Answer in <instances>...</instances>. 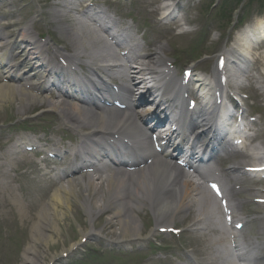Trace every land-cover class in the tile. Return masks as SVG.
Instances as JSON below:
<instances>
[{"label":"bare ground","instance_id":"bare-ground-1","mask_svg":"<svg viewBox=\"0 0 264 264\" xmlns=\"http://www.w3.org/2000/svg\"><path fill=\"white\" fill-rule=\"evenodd\" d=\"M69 7V0H58L50 8L52 23L60 30L61 34H63L62 37L67 41L65 48L70 53V55H63L67 56V59H64V61L69 63L66 65L64 71L56 69L53 61H51L53 60V57L59 53H57V51H53L51 55H49L45 48L46 44H39L37 40H31L29 28L23 29L20 33L19 37L21 40L18 43H9L6 41L8 37H12L10 34H12L13 31L6 36L0 35V49L10 48L12 45L26 43V50L28 49V55L26 57L28 58L34 56L32 59L38 60L36 69L34 70L33 67H30L27 71L35 74V72L44 70L47 72V75L56 74L60 76L62 75L63 78H67L64 79L66 82L58 81L59 79L56 78V81L51 84V86L54 85L58 92H60L63 96L61 101L59 100L58 103L53 102V99L55 98L53 95L50 96L51 99L47 98L46 102L41 101L42 96L32 94V92L36 90L35 86L22 83V76L17 77L15 75L19 66L21 68L25 66L27 58H25L23 62L15 65L9 64L7 60L10 59V61H14V58H19L20 52L15 55L5 56L1 60V68H5L3 74L7 75L6 79L9 82L17 83V86H0V97L3 100L6 98L9 100L15 98V101L19 105L17 107V112L20 114L26 113L30 108L37 109L42 107L55 112L64 123L71 126H69L70 129L80 134L82 139L81 145H89L91 140L95 141V138L100 137L103 143H98L97 147L104 155L107 153L109 154L110 151L120 153L122 147H125L128 151L134 150L137 147L138 149H142L139 142H148L147 137L143 132L145 127L144 122L155 113L150 111L138 112L133 108H130L126 113H121L113 108L100 110L91 104L89 105V103L85 106L84 102L72 99L74 95L70 92V90L75 87V92L76 89H78L80 93L82 92L80 95L90 98V90L94 89L92 84L97 79V76L93 71L100 70L109 77L114 75L122 76L121 78L125 83H121L120 87L121 93L125 97L132 96L135 89L144 85L150 96H154L157 90H161L159 92L160 107L165 103L171 105L173 104V100L168 99L166 91L172 84H174V80L164 82L162 71L167 70L164 66L167 62L160 55L165 51L166 45L158 43L155 51L153 53H149L147 56H137L136 50L128 49V54L131 55V58L136 59L138 65L135 68L128 67L126 57H121V67L112 69L111 67L104 65V63L112 60V55L106 48L103 37L98 35L93 28H90L89 25L83 23L80 18L70 16L68 14L70 12L68 9ZM158 7L164 14L167 13V17H170L171 20H175L171 5L165 4L163 6L159 5ZM100 12L102 11L98 10L95 14ZM84 15H88L87 11H84V14H82L81 17H84ZM89 20L92 22L91 19ZM178 23L179 22L173 23V26L177 27ZM16 26V24L10 23L8 28L13 29ZM107 28L108 26L105 25L102 31L105 32ZM124 32L125 31L122 33L125 37ZM106 42L111 46V48L118 49L119 43L115 40L110 39L109 41L106 40ZM236 45V50H238L239 53H245L246 49L243 48L242 45H238V43ZM137 47L140 49L142 48L141 46ZM229 54L232 55L233 52ZM232 57L233 61L231 66L236 67L237 69L239 66L238 63L246 66V63L240 60L237 53ZM82 67L88 72V76L86 78L81 75L77 76L74 73L78 68ZM255 69L257 70V73H259V76L264 79V58L256 60ZM211 74V79L214 82L215 76L212 72ZM150 76H156L157 78L154 80H146V78ZM189 79L196 85L200 84V88H203L204 90L207 88L206 85L202 83L203 77L192 76L189 77ZM214 83H219V79L218 82ZM73 84L74 87L71 86ZM94 91L100 95L106 93L105 89L102 88H100L99 91L94 89ZM154 99L155 96L153 100ZM211 114L212 113L206 112L205 114H201V117L208 116V118L213 120V117H209ZM202 122L205 125L208 123L204 120V118L202 119ZM81 128L85 129V131L81 132ZM115 135L127 136L131 140L132 147L129 148L128 146H124L121 142L118 143L112 138ZM11 154L12 151L10 148H6L3 153L4 157ZM96 155L98 156V154ZM110 170L111 174L107 177L98 174L93 167L92 174L94 177L87 178L86 181L82 182L86 183V187L84 186V193L86 194V199L91 203L90 209L85 210V214L87 216L92 215L91 211H97L100 213L110 209V222L106 221L105 224V227L109 231L108 236L110 238H113V233L110 229L112 226L111 222H114V220L117 222L116 224L118 226L120 239H126L128 237L137 238L140 236V227L135 219V210H139L141 204H133L131 202L130 196L132 195L125 194L123 192L128 190V188L133 187L135 194L139 195V198H135V196H133L134 201L147 203L149 207L156 212V217L158 216L164 218V220L169 223L174 222L173 219L177 210L182 207H188L191 204V202L188 201L194 197L191 194V189L194 192H197L194 185H192L188 179L184 177L182 178L180 172L164 164L158 157H156L150 165H147L140 170L138 169L130 172L125 170V168L120 165L117 168ZM66 183V187L62 186L61 189H57L52 195L51 203L49 204L51 208L48 212L43 209L39 211V214L33 215V231H36L40 226H43L47 229V231H51V234L54 232L53 227L55 229L56 227L53 225L58 222L57 218H62V215L58 216L56 214L57 210L55 209L61 210L65 206L70 207L69 203L64 200V196H62L61 193L66 194L67 196H76L74 191L76 189V186H74L76 185V182L74 180H67ZM3 188V185L0 183V193H2ZM104 194L107 196L105 203L102 204L100 199ZM5 208L8 209V212H11L9 206ZM198 213H201V209L198 210ZM158 217L156 220L159 222ZM178 218L180 219V217ZM206 230L208 232V229ZM92 235V232H88L86 234L87 237H91ZM50 239L51 238L47 236L41 239L38 235H34L33 246L25 248L21 264H36L34 257L37 254L35 250L36 245L41 241L45 244H49Z\"/></svg>","mask_w":264,"mask_h":264},{"label":"rangeland","instance_id":"rangeland-1","mask_svg":"<svg viewBox=\"0 0 264 264\" xmlns=\"http://www.w3.org/2000/svg\"><path fill=\"white\" fill-rule=\"evenodd\" d=\"M52 1L53 0H0V34L7 32L3 26H5L10 19L13 22L16 19L23 18L17 21L19 22L18 29H22V25L25 26L29 19H33L37 21V30H39L44 37L43 39L45 42H41L47 43V36L43 35V30L53 31L50 30V26L39 21L37 14L44 16L46 7L51 4ZM115 1L118 2L119 5H114L113 2ZM175 1L177 6H179V3H184L185 0H179V2L178 0ZM213 1L214 0H200L196 8L187 11V16L192 19L189 21L190 26L184 34H176L177 32L175 31H163V29L166 30L165 27L161 29L155 26L152 11L147 7L153 6L152 4L154 2L151 0H96L91 8H110V10L114 12L110 16H112L115 21L120 17H124V15L133 16L135 18L134 23H137L139 26L144 25V20L150 21V23L146 25L145 35V40L148 44L150 42L157 44V42L162 43L164 41L167 46V51L164 53L168 57H171V55L176 56L174 58L176 64H187V66H193L198 72H205L208 69L215 68V58L218 52L229 49V44L225 42H231L232 39L224 34H226V32L234 26L233 24L237 22L236 13L232 16L225 12L224 15H227L225 18L220 15L221 11H219L223 7L221 3L224 4V1H226L231 4L233 0H215L210 9L204 13L209 3ZM9 13L12 15L11 17H9ZM244 16L242 21L247 18V11H245ZM227 17H231L232 21L229 27L227 25ZM125 21L131 23L129 19H125ZM224 24H226V30L223 28ZM54 33V35H50L49 37L55 44L61 43L63 34ZM132 33L133 29L130 31L131 35ZM149 37L152 41L149 40ZM12 40H14V38ZM51 46H54L53 43H49V49ZM54 48L57 47L54 46ZM21 50L22 47L19 51ZM148 51L153 52L154 47L148 49ZM4 52L10 54L8 49L0 52V54ZM25 55L26 51L23 50L16 63L23 60ZM23 69L24 68L20 69L18 74H22ZM31 76L32 74L28 73L24 81L28 82L30 85L39 84L36 87H40V83ZM3 85L13 86L9 82H0V86ZM14 87H16V85ZM244 89L250 94L253 102V106L250 109L251 115H260L259 121H261L262 118L264 119V99L259 97L258 92L254 86H250V83L249 86L245 84ZM38 93H41V90H39ZM50 93L55 97L58 95L52 90ZM42 95L46 96L45 93ZM0 106V165L3 163L1 162V155H3L2 148L4 147L3 150H5V148L9 147L10 142L16 143L20 140L27 142L30 138L33 140L29 142L35 141L37 138H42L43 133L46 132L45 141L48 143L47 145L40 144L41 148L46 147L48 149L52 143H59L67 148L75 137L71 130L63 126L59 116L47 108H30L26 113L20 114L17 112V107L19 105L15 101V98L10 100L6 98L3 100L1 97ZM262 124L264 125V122H262ZM21 155L23 154L21 153ZM21 155L20 153L17 156L11 155L7 160L6 166H4L3 172L0 173L1 184L7 186L11 190V192L9 191L10 195L0 194V264H21L24 255L23 251L26 247L33 246L34 235H38L41 239L46 236L51 238L49 244H45L41 241L42 244L40 242L36 245L35 250L37 254L34 256L36 264H70V259L73 261L85 259L87 260L85 264H90L92 252L97 253V259H99L98 264H116L121 261L125 262L124 264H146L150 262L154 263L155 261L158 264H172L170 255L165 254L166 250H177L188 244L201 248L202 240L199 232L192 233L189 231L181 238V235L179 236L180 242H178L179 238L174 235L156 233V236L151 242L153 243L151 249L146 246V241L137 245L135 242H132L131 245L127 243L126 246L120 243V241L127 240L130 237L120 239L118 227L114 223V227L111 228L110 231H113V239L118 244L115 246L112 255H109L96 243L97 240L87 238L86 242H84V229L87 225L83 223L86 221L84 208L87 205V203L81 199V196H84V194H77L75 197L70 196L69 198L72 199L69 204L70 207L65 206L61 210L57 209L56 214L58 216L62 215V218H57L58 222L53 225L56 229L53 227L54 232L52 234L51 231H47L43 226L33 231V215L39 214V211L43 209L49 210L47 204H50L52 194L51 190L45 188L42 181H40L39 176L42 174L41 166L34 163V158H32L31 154H26V158L23 156V162H18V159L11 161L14 157L21 158ZM10 163L15 164L11 171H9L8 168ZM33 165H35L36 171L34 174L23 175L21 173L28 168H32ZM58 188L53 190L56 191ZM15 194H17L18 199H16ZM11 196H14L16 200L11 199ZM33 201H37L38 203L36 208L32 207ZM6 204L9 205L11 213L5 208L7 207ZM142 210L143 211L138 214L141 224V235L148 229L154 219L150 208L144 206ZM253 211L254 210H249L250 213ZM146 212L150 213L149 219ZM108 218L110 219L109 216L105 217L103 220L100 219L96 227L98 231L103 230L109 235V231L105 227V220ZM255 229L256 226H252L251 230L253 232ZM97 236L98 240L100 239L109 244L108 239H104L99 233H97ZM81 237H83L82 242H80ZM76 245L78 246L76 247ZM134 245L136 246L132 249ZM99 247L101 249H99ZM117 251L124 254H135L140 251L144 253L143 256L145 259H142L143 262L141 259H135L133 262L126 259V256L118 254ZM62 254L67 255L63 257ZM160 254H162V256H160Z\"/></svg>","mask_w":264,"mask_h":264}]
</instances>
